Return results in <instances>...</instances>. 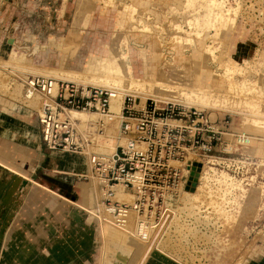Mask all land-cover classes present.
Here are the masks:
<instances>
[{"label":"rangeland","instance_id":"rangeland-1","mask_svg":"<svg viewBox=\"0 0 264 264\" xmlns=\"http://www.w3.org/2000/svg\"><path fill=\"white\" fill-rule=\"evenodd\" d=\"M63 3H68L66 18L71 24L57 29L45 17ZM96 5L109 14L106 28H101L106 34L101 42L108 44L105 56L92 55L79 68L64 64V53L57 55V64L41 63L33 51L67 33L77 42ZM34 11L18 32L21 41L10 46L15 47L9 55V49L0 55V99L11 100L7 104L0 100L3 110L18 105L25 115L35 116L38 97L25 98L24 79L35 73L52 74L130 91L137 95L136 102L153 96L194 105L218 121L220 145L227 142L231 151L219 147L200 158L189 154L184 173L198 172L195 185L175 196L174 220L145 237L134 227L120 230L106 222L89 167L81 172L86 177L74 175L75 186L64 182L61 173L53 175L59 189L55 182L48 185L23 175L46 191L75 195L76 199H67L95 220L103 237L108 236L107 228L124 236L123 264H141L154 249L184 264H248V258L260 256L264 252V0H51ZM47 47L45 60L52 61L57 56ZM116 99L119 107L121 94ZM111 124L106 142L114 138V143L116 119ZM237 134L247 139L239 143ZM41 171L33 174L46 175Z\"/></svg>","mask_w":264,"mask_h":264},{"label":"built area","instance_id":"built-area-1","mask_svg":"<svg viewBox=\"0 0 264 264\" xmlns=\"http://www.w3.org/2000/svg\"><path fill=\"white\" fill-rule=\"evenodd\" d=\"M119 94V110L112 112L111 101ZM23 95L38 97L36 118L44 146L83 155L101 194L99 211L120 229L134 227L141 237L171 221L175 196L188 179L189 154L200 158L219 147L231 151L227 142L220 145L218 121L194 105L153 96L140 105L127 90L41 73L25 78ZM73 111L97 116L82 119ZM114 119L116 141L100 149Z\"/></svg>","mask_w":264,"mask_h":264},{"label":"crops","instance_id":"crops-1","mask_svg":"<svg viewBox=\"0 0 264 264\" xmlns=\"http://www.w3.org/2000/svg\"><path fill=\"white\" fill-rule=\"evenodd\" d=\"M50 1L0 0V55L6 54L12 44L16 45L21 41L18 32L21 31L22 24L26 23L34 10L36 12ZM59 7L56 13L52 11L51 16L45 17L50 26L55 24L57 29L71 24L70 19L66 18L69 16L68 3ZM103 9L96 5L91 10L87 21L89 26L76 39L77 42L73 40V35L67 33L68 36L63 35L60 40L51 39L41 44L39 51L33 49L41 63L57 64V55L64 53L63 63L79 68L92 55L105 56L108 44L101 42L106 35L101 28H106L109 14ZM57 18L59 19L56 20ZM43 23L42 21L41 24ZM44 29L45 27L41 29L42 32ZM39 32L40 29L35 33ZM49 35L52 37L53 34ZM9 39L13 42L10 43ZM47 46L57 56L52 61L45 60L47 56L44 48H48ZM0 100L6 104L11 101L6 97ZM8 109L10 110L0 107V158L14 169L0 164V264H105L108 242L101 235L95 220L68 200L76 199L75 195L65 193V196L59 192L62 196L53 190L46 191L43 185L33 183V179L23 175L25 173L35 180L54 185L56 180L53 175L61 173L64 182L75 186L74 175H82L86 158L73 152L46 148L36 115H25L18 105H12ZM39 168L46 175L33 174ZM55 185L60 188L58 182ZM150 251L148 258L141 264H184L156 249ZM263 253L256 258L251 256L246 263L264 264ZM117 264H123V259L117 261Z\"/></svg>","mask_w":264,"mask_h":264},{"label":"bare ground","instance_id":"bare-ground-1","mask_svg":"<svg viewBox=\"0 0 264 264\" xmlns=\"http://www.w3.org/2000/svg\"><path fill=\"white\" fill-rule=\"evenodd\" d=\"M52 75V74H51ZM25 80V79H24ZM23 84H24V82H23ZM117 96H115L113 99H112V101H111V106H110V110L112 111V112H117L118 110H119V107H118V103H117ZM145 100V99H144ZM141 102V101H140ZM142 103V102H141ZM181 103V102H180ZM120 104H121V101H120V103H119V106H120ZM118 107V110H116V108ZM26 108V107H25ZM112 108H115V109H112ZM23 110V109H22ZM27 110V109H26ZM28 111V110H27ZM30 112H31V110H30ZM72 114L73 115H75L76 117H79V118H82V119H84V118H86V117H90L91 119L92 118H95L97 115L95 114V113H88V112H83V111H73L72 112ZM85 125V123L83 122V124H81V126H84ZM112 124H110L108 127H107V132H108V130H110L111 128H112ZM111 131V130H110ZM108 136H110V137H113L111 134H109ZM113 139L114 138H111V140L113 141ZM235 139L240 143V142H242L243 140H246L247 139V136H244V135H240V134H237V135H235ZM106 140H108L107 139V136L105 137V139H102V140H100V143H101V145H100V149H103V150H107V149H109L110 147H111V145H112V143H111V141L110 142H106ZM2 151H4V150H2ZM4 153H7V152H4ZM0 155H1V153H0ZM63 155H64V153H63ZM66 155V157H67V154H65ZM70 155V154H69ZM4 156V155H3ZM71 156V155H70ZM1 157V156H0ZM64 157V156H63ZM71 158V157H70ZM67 160H68V158H67ZM74 160V159H73ZM71 161H72V159H71ZM76 162V161H75ZM0 164L1 165H3V166H8L6 163H5V161L2 159V158H0ZM77 164V163H76ZM88 164L86 163V166L85 167H83V170H84V168H85V170L84 171H87L88 170ZM91 176V175H90ZM26 177V176H25ZM27 178H29V177H27ZM91 178H92V176H91ZM99 190V189H98ZM100 192V191H99ZM101 195V194H100ZM123 196H126L125 194H121V196L120 197H123ZM71 202H73V201H71ZM77 202V201H76ZM73 203H75V202H73ZM97 207V206H96ZM95 208L93 207V209L92 210H94ZM91 210V211H92ZM95 211H97V209H95ZM93 212V211H92ZM175 213H176V211H175ZM175 215V214H174ZM174 215H173V217H172V219H171V221H173L174 220ZM104 216V215H103ZM104 219H105V216H104ZM106 220V222L108 221L107 219H105ZM109 223H111L110 221H108ZM108 223V224H109ZM112 224V223H111ZM110 224V225H111ZM103 225V224H102ZM107 225V224H106ZM105 225V226H106ZM113 225V224H112ZM104 226V225H103ZM115 226V225H114ZM108 226H106L105 228H107ZM116 227V226H115ZM103 228V227H102ZM118 228V227H117ZM120 229V228H119ZM105 230H108V236H106V237H108L109 239H110V241H109V239H108V246H107V256H106V262H105V264H117V261H119V260H121V259H123V256H124V254L125 253H123V247L121 248V244L123 245H126V241L124 240L125 239V237L123 236H121L120 235V233L116 230V231H114V230H112V229H105ZM120 230H123V229H120ZM126 230H130V227H128ZM114 231V232H113ZM103 232H104V229H103ZM106 232V231H105ZM107 233V232H106ZM105 233V234H106ZM121 233H122V231H121ZM124 233V232H123ZM107 235V234H106ZM105 236V235H104ZM106 237H104V238H106ZM107 239H105V241L107 240ZM129 245V244H128ZM105 250V249H104ZM106 252V251H105ZM125 252V251H124ZM147 252V251H146ZM105 255V254H104ZM103 255V256H104Z\"/></svg>","mask_w":264,"mask_h":264},{"label":"water","instance_id":"water-1","mask_svg":"<svg viewBox=\"0 0 264 264\" xmlns=\"http://www.w3.org/2000/svg\"><path fill=\"white\" fill-rule=\"evenodd\" d=\"M198 175V172H195L194 175L190 174L188 176V179L186 181L185 189H192V187L195 185V179L196 176Z\"/></svg>","mask_w":264,"mask_h":264}]
</instances>
